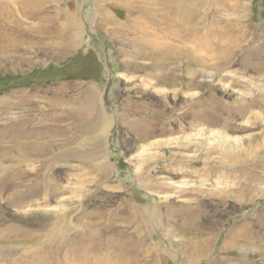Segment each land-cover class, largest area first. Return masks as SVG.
I'll list each match as a JSON object with an SVG mask.
<instances>
[{"label": "rangeland", "instance_id": "rangeland-1", "mask_svg": "<svg viewBox=\"0 0 264 264\" xmlns=\"http://www.w3.org/2000/svg\"><path fill=\"white\" fill-rule=\"evenodd\" d=\"M0 264H264V0H0Z\"/></svg>", "mask_w": 264, "mask_h": 264}, {"label": "bare ground", "instance_id": "bare-ground-1", "mask_svg": "<svg viewBox=\"0 0 264 264\" xmlns=\"http://www.w3.org/2000/svg\"><path fill=\"white\" fill-rule=\"evenodd\" d=\"M189 1H196V0H189ZM148 4H149V1H148ZM200 4V3H199ZM161 17V18H163L164 17V15H157V16H154V17ZM181 16V15H180ZM180 16L179 15H172V17L170 18V20L171 19H173V21H179V18H180ZM167 17V16H166ZM155 19V18H154ZM151 21V20H150ZM183 21H184V19H183ZM152 23V22H151ZM157 25V24H156ZM149 28H150V26H149ZM155 28H156V26H155ZM158 28V32H160V31H162V28L161 27H157ZM151 34V33H150ZM157 36V35H156ZM163 36V35H162ZM162 36H158V38L160 37V38H162ZM155 37V36H154ZM157 38V37H156ZM155 39V38H154ZM156 40V39H155ZM170 46V45H169Z\"/></svg>", "mask_w": 264, "mask_h": 264}]
</instances>
